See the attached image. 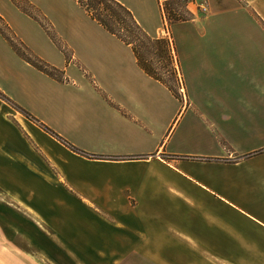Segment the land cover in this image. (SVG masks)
Here are the masks:
<instances>
[{
    "label": "crops",
    "instance_id": "crops-1",
    "mask_svg": "<svg viewBox=\"0 0 264 264\" xmlns=\"http://www.w3.org/2000/svg\"><path fill=\"white\" fill-rule=\"evenodd\" d=\"M29 1L76 10L85 31L68 60L50 62L62 80L24 59L21 74L0 67V196L15 186L19 237L48 253L0 264L216 262H154L153 248L173 247L264 264V0H207L204 16L191 7L170 23L175 93L75 0ZM117 1L159 38L156 0ZM86 74L103 97L81 96L93 94ZM2 207L4 231L14 222Z\"/></svg>",
    "mask_w": 264,
    "mask_h": 264
},
{
    "label": "rangeland",
    "instance_id": "rangeland-1",
    "mask_svg": "<svg viewBox=\"0 0 264 264\" xmlns=\"http://www.w3.org/2000/svg\"><path fill=\"white\" fill-rule=\"evenodd\" d=\"M80 16L81 15L76 10H72L71 8L64 6L54 7L49 4H35L29 0H0V67H5L7 70L6 72H11L15 75L21 74V69L16 60L20 63V60L23 58L16 55V52H14L15 50L7 41L5 36L10 38L17 45L18 43L19 45L21 43L20 46L24 49L25 53L32 57L39 58L42 62L49 66H51L50 62L55 63L59 56H61L64 61L68 60L70 57L71 47L78 50L76 36L81 35L85 31L83 24H81L78 19ZM10 50L11 53H13V57L9 52ZM147 63L157 75L164 79L173 91H176L177 71L173 56L170 57V64H168V66L164 64V60L155 55L152 59L147 60ZM169 68L173 70L172 74L168 73ZM57 70L59 71L58 76L61 78H53L62 80L63 77L61 76V70ZM84 79L90 85L93 90V94L87 93L86 95H81L82 97H103V94L92 86V78L88 74L85 75ZM20 160L26 163L30 169L46 175L33 162L21 155ZM4 189L5 194L0 196V205L4 206L2 207L4 215L7 216L8 220L12 219L14 224H9L7 227L3 228L4 231L0 230V257H4L9 261L13 260L12 262H15L14 259L18 257L48 255L46 252H41L42 250L29 249L25 247L27 244L19 237V226H16L19 224L20 219L18 214L19 193L15 189L14 185L5 186ZM214 208L218 210L221 209L222 206L215 204ZM185 209L186 206L183 208L184 213H186ZM17 221L18 223H16ZM23 228L28 229L27 226H23ZM21 231L22 230L20 229V232ZM160 235L161 234L157 235V240H160ZM162 240V244L166 241H168L169 244L175 241V239H165L164 237ZM67 252L66 256L70 257L80 256V253L81 256H88L84 250H67ZM232 252H236V254L234 255ZM237 252L238 250H198L173 247L167 250L165 248H153L151 250V256L155 259L154 262L157 263L163 262L161 259H163L165 255L168 257L178 256L180 258L199 256L201 259L204 257H212L214 255L216 260L215 264H236L233 261L239 260ZM137 255H144V250H139ZM146 256H148L147 250Z\"/></svg>",
    "mask_w": 264,
    "mask_h": 264
},
{
    "label": "trees",
    "instance_id": "trees-1",
    "mask_svg": "<svg viewBox=\"0 0 264 264\" xmlns=\"http://www.w3.org/2000/svg\"><path fill=\"white\" fill-rule=\"evenodd\" d=\"M83 8L85 13L95 20L105 31L113 34L117 39L127 44L136 60L137 65L149 76L163 83L171 92L173 89L157 75L148 65L147 60L157 56L165 61V65L170 64V46L163 38L148 36L136 23L130 11L117 0H75ZM15 52L27 62L47 73L52 77H59V71L42 62L39 58L32 57L24 52L19 45L15 44L10 38L5 36ZM148 45V48H147ZM143 49V50H142ZM146 49V50H144ZM168 73L173 70L169 68Z\"/></svg>",
    "mask_w": 264,
    "mask_h": 264
},
{
    "label": "built area",
    "instance_id": "built-area-1",
    "mask_svg": "<svg viewBox=\"0 0 264 264\" xmlns=\"http://www.w3.org/2000/svg\"><path fill=\"white\" fill-rule=\"evenodd\" d=\"M160 15L159 38L165 39L170 48L169 25L175 19L184 18L191 12V17L204 16L208 11L207 0H156Z\"/></svg>",
    "mask_w": 264,
    "mask_h": 264
}]
</instances>
